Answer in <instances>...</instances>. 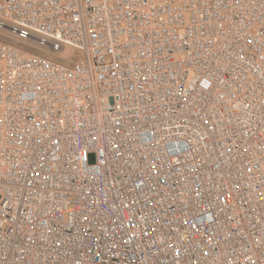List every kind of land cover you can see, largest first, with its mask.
I'll return each instance as SVG.
<instances>
[{"label":"built area","instance_id":"1","mask_svg":"<svg viewBox=\"0 0 264 264\" xmlns=\"http://www.w3.org/2000/svg\"><path fill=\"white\" fill-rule=\"evenodd\" d=\"M0 29L43 52L0 43V264H264V0H0Z\"/></svg>","mask_w":264,"mask_h":264},{"label":"rangeland","instance_id":"2","mask_svg":"<svg viewBox=\"0 0 264 264\" xmlns=\"http://www.w3.org/2000/svg\"><path fill=\"white\" fill-rule=\"evenodd\" d=\"M0 43H4V44L11 45L13 47H16L20 50L21 53H24V54H27V53H35V54L39 53L40 54V53H43L32 42L19 40L18 38L9 34L7 31L1 30V29H0ZM74 52L75 51L73 50V53ZM65 61L68 62L69 60H65Z\"/></svg>","mask_w":264,"mask_h":264},{"label":"bare ground","instance_id":"3","mask_svg":"<svg viewBox=\"0 0 264 264\" xmlns=\"http://www.w3.org/2000/svg\"><path fill=\"white\" fill-rule=\"evenodd\" d=\"M18 49V48H17ZM19 50V49H18ZM20 51V50H19ZM69 50L68 49H65V52H66V54H68L69 52H68ZM24 54V53H23ZM27 54H29V53H27Z\"/></svg>","mask_w":264,"mask_h":264}]
</instances>
